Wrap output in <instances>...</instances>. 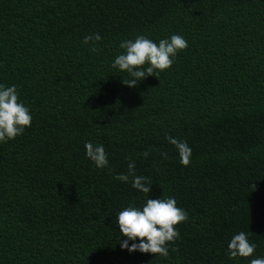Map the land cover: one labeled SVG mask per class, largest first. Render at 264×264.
Here are the masks:
<instances>
[{
  "label": "trees",
  "instance_id": "16d2710c",
  "mask_svg": "<svg viewBox=\"0 0 264 264\" xmlns=\"http://www.w3.org/2000/svg\"><path fill=\"white\" fill-rule=\"evenodd\" d=\"M97 32L92 51L84 37ZM173 33L189 44L172 66L125 84L112 66L120 42ZM0 83L16 84L33 116L0 143V264L264 256V0H0ZM169 135L191 146L187 166ZM89 140L105 146L106 168L85 155ZM129 158L149 194L117 179ZM148 195L189 214L166 258L120 246L116 215ZM239 231L257 247L230 258Z\"/></svg>",
  "mask_w": 264,
  "mask_h": 264
},
{
  "label": "clouds",
  "instance_id": "9594fccd",
  "mask_svg": "<svg viewBox=\"0 0 264 264\" xmlns=\"http://www.w3.org/2000/svg\"><path fill=\"white\" fill-rule=\"evenodd\" d=\"M100 34L94 33L84 37V42H92L91 50L95 51V42L101 40ZM188 40L179 33L160 39L158 42L144 34H137L134 39H124L119 47L124 49L113 60L112 66L128 73L129 78L124 83L134 86L146 75L158 77L160 71L172 66L178 53L188 47ZM33 120L30 107L20 99L16 84L0 83V143H5L22 135L26 128L31 127ZM179 156V162L187 166L191 162L192 148L186 140L167 136ZM85 155L95 167L103 169L109 165L108 152L102 143L85 142ZM147 155V152H145ZM163 157L167 156L162 152ZM127 173H118L117 179L129 182L139 192L149 194L152 188L150 178L136 174V162L129 158ZM115 223L119 226L121 237H126L120 243L121 248L128 251L139 250L169 256L170 242L179 238L178 225L189 218L188 211L178 206L175 196L152 198L147 196L141 206L129 204L118 212ZM146 238V239H145ZM131 242V243H130ZM257 245L248 238V233L239 231L228 242L230 258L252 256ZM250 264H264V256H256Z\"/></svg>",
  "mask_w": 264,
  "mask_h": 264
}]
</instances>
